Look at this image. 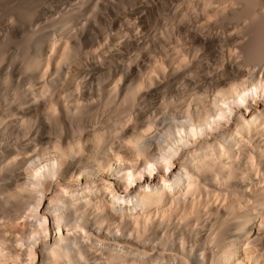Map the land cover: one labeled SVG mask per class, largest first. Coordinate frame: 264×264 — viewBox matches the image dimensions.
<instances>
[{
  "label": "bare ground",
  "instance_id": "bare-ground-1",
  "mask_svg": "<svg viewBox=\"0 0 264 264\" xmlns=\"http://www.w3.org/2000/svg\"><path fill=\"white\" fill-rule=\"evenodd\" d=\"M24 1L0 161L41 152L0 166V264H264V0H96L98 38L69 10L48 41Z\"/></svg>",
  "mask_w": 264,
  "mask_h": 264
},
{
  "label": "rangeland",
  "instance_id": "rangeland-1",
  "mask_svg": "<svg viewBox=\"0 0 264 264\" xmlns=\"http://www.w3.org/2000/svg\"><path fill=\"white\" fill-rule=\"evenodd\" d=\"M4 0H0V2H3ZM7 1V0H6ZM10 0H8V3L6 2V3H2V4H0V41L2 40V35H4V44L6 43V39H7V37L8 36H6L7 35V33L8 32H6L7 30H4L5 28H7L8 27V22L9 23H11L12 22V20H13V18H12V20H11V22L9 21L11 18L10 17H14L15 15H13L12 16V14L14 13L15 14V12H17V14H19V11L22 9V7H23V9L25 8L24 7V3L23 2H25L24 0L22 1V3H21V6L20 7H18L17 5H16V3L18 4V0H13V1H10ZM47 1V2H46ZM46 1H44V3L46 2V5H44L43 4V8L41 9V19L40 20H38V18L39 17H37V18H34L35 16L32 14V18L30 17V18H26V10H24L23 11V13H25V14H20V19L22 18V20H24L25 18L27 19V20H25L24 21V24H25V27L28 29V27H29V30H25V29H23V28H25L24 26H22V25H24V24H22L23 23V21L20 23V22H18V24H19V26L21 25L22 26V29L23 30H25V31H22L21 32V26H20V34L22 35V38L24 37V35H25V33L27 32V31H29L28 32V34L30 35V37L31 38H36L37 36H36V34L35 33H37V34H39V36L42 38H40L41 39V41H45V40H43V39H45L46 37L48 38L49 37V40H51L53 37H54V39L56 38V40L58 39V36H59V34H60V32H57V24H58V22L59 23H61L62 21V17H64L63 16V14L66 12V13H68L67 11H69L70 10V12L72 13V11L74 12V13H72V14H78L76 17H78L77 19L79 20V18L81 19L82 18V16H84L81 20H79V23H81L80 24V26H85L86 25V32L88 33H86L88 36H89V39H92V38H94V39H96L95 37H97L98 35H99V33L101 34L102 32H99L98 33V31L100 30V31H103V30H105V28L107 29V27L106 26H103V25H105L104 23H101V26L102 27H105V28H103V30H101L102 28H101V26H100V23H95V22H93L94 21V19H93V21H91L92 19H91V16H93L92 14H93V8H94V3H97L96 2V0H46ZM84 1V2H83ZM86 1V2H85ZM98 1V0H97ZM113 1H115V0H113ZM118 1H115V5H118L119 6V3H117ZM139 0H123V2H122V4H121V6L120 7H122V6H124V7H126V8H138L139 7ZM83 3V4H82ZM15 5V7L14 8H12L13 6ZM20 5V4H19ZM19 9V11H18V9ZM93 7V8H92ZM16 8V9H15ZM21 8V9H20ZM12 9V10H11ZM14 9L16 10L15 12H10V11H14ZM96 9V8H95ZM117 9V8H116ZM22 11V10H21ZM20 11V12H21ZM75 11H76V13H75ZM95 11V10H94ZM155 12L157 11V10H154ZM69 12V13H70ZM90 12H91V14H90ZM105 12V11H104ZM10 13H11V16H10ZM62 13V14H61ZM65 13V14H66ZM159 13H162V12H159ZM164 13H166V12H164ZM82 15L81 17H80V15ZM158 12L155 14L154 12L153 13H151V15H150V17L149 16H147L148 15V13L146 14V16H147V20L149 21V23H150V25L152 26V32H153V30L155 29V30H157V32H160V31H164V29H166L167 27L166 26H170L171 24H169V22L170 21H168V20H171V18L170 17H168V15L166 16V14H164V15H162V14H158ZM24 15H25V17H24ZM60 15H62V17L59 16ZM89 15V16H88ZM171 15V14H170ZM28 16H31V15H28ZM37 16H39V15H37ZM88 16V17H87ZM110 16H112V15H110ZM163 16H166L165 18H167L168 20H166ZM24 17V18H23ZM86 17H87V19H86ZM172 17V16H171ZM58 18H60V19H58ZM56 19H57V21H56ZM77 19H75L74 21H72V23H70L69 24V26L72 28V30H77L80 26L78 25V20ZM91 19V20H90ZM59 20V21H58ZM84 20V21H83ZM86 20V21H85ZM165 20V21H164ZM55 21H56V24H55ZM81 21V22H80ZM82 21H83V23H82ZM91 21V22H90ZM168 21V22H167ZM172 21H175L174 19H172ZM54 22V24L55 25H53L52 23ZM88 24H87V23ZM165 22V23H164ZM170 23H173V22H170ZM17 24V23H16ZM17 24V25H18ZM74 24L78 27H74ZM94 24H98L97 26H100V28L98 27L97 28V26L96 27H94ZM167 24V25H166ZM7 25V26H6ZM16 25V28L19 30V26H17ZM53 25V26H52ZM59 25V24H58ZM166 25V26H165ZM6 26V27H5ZM5 27V28H4ZM54 27V28H53ZM56 27V28H55ZM95 29H94V28ZM164 27H166V28H164ZM171 27V26H170ZM169 27V28H170ZM53 28V29H52ZM93 28V29H92ZM154 28V29H153ZM164 28V29H163ZM52 29V30H51ZM96 29H98V31L96 30ZM158 29H159V31H158ZM161 29V30H160ZM168 29V28H167ZM30 30H32V31H30ZM56 30V31H55ZM71 29L69 30V33L68 32H64V33H68V34H65V36H67V37H69V35H70V33L72 32L73 33V31H72ZM35 31V32H34ZM36 31H38V32H36ZM71 31V32H70ZM97 31V32H96ZM106 31H108V30H106ZM6 32V35L4 34ZM31 32V33H30ZM52 32L54 33V34H52ZM75 32H78V30L77 31H75ZM74 32V33H75ZM32 33H34V34H32ZM58 33V34H57ZM64 33L62 34V36L64 35ZM98 35H97V34ZM24 34V35H23ZM28 34H26V35H28ZM61 34H60V36H61ZM16 35V34H15ZM20 35V36H21ZM26 35H25V37L24 38H26V40H31V39H28V38H30V37H26ZM31 35H33L34 37H32ZM47 35V36H46ZM51 35H53V36H51ZM95 35H97V36H95ZM2 36V37H1ZM5 36H6V39H5ZM56 36V37H55ZM60 36H59V38H60ZM16 38L17 37V39H13V40H11L10 38ZM10 36L9 37V40H11L12 42H7L6 44L7 45H4V44H2V42L3 41H1L0 42V44H2V48L0 47V53H3L4 55H6L5 56V59L7 58V59H11L10 57H15V54L17 53L18 54V52H17V49H18V47H19V45H17L18 43H19V39L21 38V37H19V36ZM45 37V38H44ZM66 37V38H67ZM92 37V38H91ZM46 38V40L48 41V39ZM98 38V37H97ZM70 39H71V37H70ZM93 39V40H94ZM16 40L18 41V42H16ZM22 39H20V41H21ZM35 40H38L37 38L35 39ZM7 41H8V39H7ZM32 41H34V39L32 40ZM24 42H26L25 44H27V42L28 41H25V39H24ZM24 42H23V40H22V42H21V44L23 43V45H25L24 44ZM37 42V41H36ZM29 43H32V45L31 46H34L35 45V42H29ZM34 43V44H33ZM20 44V43H19ZM192 44V43H191ZM16 45H17V47H16ZM190 45V44H189ZM21 46V45H20ZM23 46H21V48H22ZM4 48V49H3ZM20 48V47H19ZM130 49V50H129ZM128 49V51L126 50V52L128 53V55H132V54H130V52L132 53L133 52V54L134 55H137L136 53H139L138 51V49H136V48H133V50L135 51V49H136V53L134 52V51H131L132 50V48H129ZM19 51V50H18ZM3 54H0V56L2 55V56H4ZM16 54V55H17ZM141 55V54H140ZM139 55V56H140ZM1 56V57H2ZM12 58V59H13ZM1 59V58H0ZM1 61H3V60H1ZM0 61V69L3 67V65H1V63L3 64V62H1ZM16 78V79H15ZM14 78V80H15V85L17 84L18 86H20V85H22L23 86V84H26V82L25 83H23V81H22V79L20 80V79H17V78H19L18 76H16ZM16 80L18 81V82H16ZM20 81H22V84L20 83ZM19 83V84H18ZM14 85V86H15ZM16 85V86H17ZM27 85V84H26ZM15 86V87H16ZM25 86V85H24ZM23 86V87H24ZM21 87V86H20ZM20 87H17V88H20ZM11 95H12V93H10ZM9 94V95H10ZM7 96L6 98L9 100V102H5L4 103V101H3V97L0 99V127H1V122H8V121H6L7 119H10V121H11V118H13V113H12V117L10 116V114H11V112L13 111L12 109H14L15 108V104H13L12 105V103H13V99H11V97L13 98V95L12 96ZM11 99V100H10ZM11 101V102H10ZM8 103H11V106H9L8 108V110H7V105H10V104H8ZM5 104H7V105H5ZM14 107V108H13ZM10 108H12V109H10ZM9 110H10V112H9ZM12 110V111H11ZM156 111H158V110H156ZM8 114H9V116L10 117H8ZM7 115V116H6ZM6 120H5V119ZM16 118V116H14V119ZM4 119V120H3ZM3 120V121H2ZM4 124V123H3ZM2 124V130L4 129L3 127L5 126V125H3ZM0 128V129H1ZM4 131V130H3ZM3 131H2V133H3ZM1 133V130H0V134H2ZM13 142V144H15L14 142H15V140H13V141H11V143ZM35 143H37V142H33V144H35ZM39 144V143H38ZM5 145V144H4ZM4 145H3V148H4ZM6 146V145H5ZM39 146H40V152H41V145L39 144V145H34V146H32L30 149H20L19 147V149L15 152V154H13L12 156H10V154H6L5 155V158L3 159V163H2V161H0L1 163H0V166H2L3 167V165L6 163V164H8V160H9V162H11V161H13L14 159H16V158H22L23 159V157H25V156H28V154L29 153H32L34 150H36V149H39ZM8 158V159H7ZM20 158V159H21ZM1 168V167H0ZM132 187H134V184H133V186Z\"/></svg>",
  "mask_w": 264,
  "mask_h": 264
}]
</instances>
